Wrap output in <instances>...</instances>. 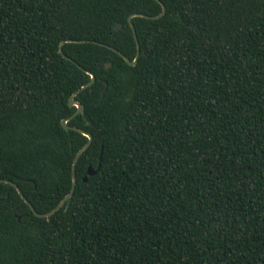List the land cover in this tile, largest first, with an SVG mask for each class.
<instances>
[{"label":"trees","instance_id":"trees-1","mask_svg":"<svg viewBox=\"0 0 264 264\" xmlns=\"http://www.w3.org/2000/svg\"><path fill=\"white\" fill-rule=\"evenodd\" d=\"M159 1L129 66L156 0H0V180L46 213L92 137L47 218L0 182V264H264V0Z\"/></svg>","mask_w":264,"mask_h":264},{"label":"water","instance_id":"water-1","mask_svg":"<svg viewBox=\"0 0 264 264\" xmlns=\"http://www.w3.org/2000/svg\"><path fill=\"white\" fill-rule=\"evenodd\" d=\"M157 2L160 3L161 5V12L158 14V15H155V16H147V15H144V14H140V13H135V14H131L129 17H128V24L131 28V31L133 33V37H134V40H135V44H136V55H135V58L131 61L129 60L127 57H125L121 52H119L118 50H116L115 48L113 47H110L106 44H103V43H98V42H94L96 44H99L100 46L102 47H105V48H108L110 49L111 51L117 53L129 66H133L136 64V61L139 57V53H140V48H139V44H138V41H137V36H136V32H135V28L132 24V21L131 19L133 17H142V18H146V19H157L159 17H161L164 12H165V6L159 1V0H156ZM122 25L121 24H116L113 26V30H117L119 28H121ZM64 42H79V43H82V42H85L84 40H80V41H76V40H67V41H63L59 44V53L60 55L71 61L72 63L76 64L72 59L66 57L62 51V44ZM77 65V64H76ZM83 72H85L86 74L90 75V81L87 82L85 85H83L82 87H80L78 90H76L68 99V106L72 107H76V111L74 112V114L72 116H70V118L74 117L75 115L77 114H83V107L80 103L74 101V97L80 92L82 91L83 89L89 87L91 84H93L94 80H95V76L93 75V73L91 72H88L86 71L85 69L81 68L79 65H77ZM110 66L109 63H107L105 65L106 68H108ZM69 118L68 119H63L61 120V126L65 129V130H74V131H77L79 133H81L82 135L86 136L88 138V141L87 143L78 150V152L76 153L75 155V158L73 160V163H72V167H71V188L69 190V192L62 198V200L59 202V204L57 206H55L52 210L46 212V213H38L37 211H35V209L33 208V206L31 205V203L24 197V195L22 194L21 190L19 189V187L9 181V180H0V182H3V183H7L9 185H11L12 187L15 188V190L17 191V193L19 194V196L24 200V202L28 205L29 209L31 210V212L37 216V217H40V218H47L49 217L50 215H52L53 213H55L56 211H58L63 205L64 203L69 200L73 194V191H74V188H75V185H76V178H75V165H76V162L78 160V158L80 157L81 153L90 145L91 143V140H92V137L89 133L87 132H84L80 129H77V128H73L71 126H68L67 125V122H68ZM99 169V165L97 167V169H93L92 167H88L87 169V172H86V175L83 179V181H86V177L87 176H93L97 170ZM67 208V206L65 207V209Z\"/></svg>","mask_w":264,"mask_h":264}]
</instances>
